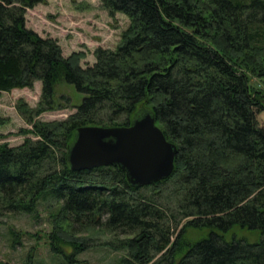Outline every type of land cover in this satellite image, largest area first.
Here are the masks:
<instances>
[{
    "label": "trees",
    "instance_id": "trees-1",
    "mask_svg": "<svg viewBox=\"0 0 264 264\" xmlns=\"http://www.w3.org/2000/svg\"><path fill=\"white\" fill-rule=\"evenodd\" d=\"M43 1L0 0V91L42 80L52 106L64 77L86 96L68 118L40 123L38 139L0 145V220L54 199L50 246L66 264H83L91 228L126 250L116 264H264V88L249 76L264 75V0H102L132 23L86 66L27 26ZM144 109L177 147L168 178L135 186L118 164L70 167L78 127L128 125Z\"/></svg>",
    "mask_w": 264,
    "mask_h": 264
},
{
    "label": "rangeland",
    "instance_id": "rangeland-1",
    "mask_svg": "<svg viewBox=\"0 0 264 264\" xmlns=\"http://www.w3.org/2000/svg\"><path fill=\"white\" fill-rule=\"evenodd\" d=\"M131 20L123 12L111 13L102 0H44L26 10L28 27L43 36L56 38L64 56L79 54L83 66L97 61L96 50L99 47L116 49L130 28ZM249 76L253 86L264 88L262 70L250 69ZM42 83V80H36L32 88L0 91V145L7 143L16 146L27 138L38 139L37 127L40 123L68 118L77 111V106L86 96L75 85L60 77L54 84L53 103L49 106L42 99ZM258 118L264 126V110ZM164 187L162 200H167L172 194L168 183ZM152 189L149 186L146 190L151 193ZM56 208V201L49 197L38 204L36 213L3 216L0 220V264H66L62 256L53 253L50 246L49 237L54 229ZM201 233L196 229L190 230L193 237ZM81 234L91 237L92 244L76 254L83 264H116L126 254L125 249L114 246L118 240L113 235L92 228ZM58 244L61 246L64 243ZM62 248L64 251L68 249L64 245Z\"/></svg>",
    "mask_w": 264,
    "mask_h": 264
},
{
    "label": "water",
    "instance_id": "water-1",
    "mask_svg": "<svg viewBox=\"0 0 264 264\" xmlns=\"http://www.w3.org/2000/svg\"><path fill=\"white\" fill-rule=\"evenodd\" d=\"M176 151L152 111L144 109L128 125L78 127L67 158L74 170L118 164L132 185L142 186L172 174Z\"/></svg>",
    "mask_w": 264,
    "mask_h": 264
}]
</instances>
